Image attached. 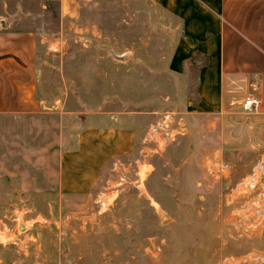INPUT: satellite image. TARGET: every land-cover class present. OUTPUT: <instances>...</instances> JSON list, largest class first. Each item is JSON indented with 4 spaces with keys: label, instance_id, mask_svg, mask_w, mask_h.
<instances>
[{
    "label": "rangeland",
    "instance_id": "1",
    "mask_svg": "<svg viewBox=\"0 0 264 264\" xmlns=\"http://www.w3.org/2000/svg\"><path fill=\"white\" fill-rule=\"evenodd\" d=\"M7 9L39 32L44 108L68 122L125 116L133 136L79 198H22L0 177V264H222L264 249L235 190L264 158V113L186 105L204 57L170 67L176 17L154 0H8Z\"/></svg>",
    "mask_w": 264,
    "mask_h": 264
},
{
    "label": "crops",
    "instance_id": "2",
    "mask_svg": "<svg viewBox=\"0 0 264 264\" xmlns=\"http://www.w3.org/2000/svg\"><path fill=\"white\" fill-rule=\"evenodd\" d=\"M154 1L179 24L170 67L182 70L195 52L204 57L197 99L186 105L209 113L251 96L264 113V0ZM7 7L0 0V177L22 198H79L128 149L133 127L117 114L68 122L46 110L37 87L39 32Z\"/></svg>",
    "mask_w": 264,
    "mask_h": 264
},
{
    "label": "built area",
    "instance_id": "3",
    "mask_svg": "<svg viewBox=\"0 0 264 264\" xmlns=\"http://www.w3.org/2000/svg\"><path fill=\"white\" fill-rule=\"evenodd\" d=\"M258 103L257 98L248 96L242 100L241 107L247 111H256ZM235 190L244 193L243 216L251 223L257 221L264 235V158L252 166ZM222 264H264V249H250L239 255H230L223 259Z\"/></svg>",
    "mask_w": 264,
    "mask_h": 264
},
{
    "label": "water",
    "instance_id": "4",
    "mask_svg": "<svg viewBox=\"0 0 264 264\" xmlns=\"http://www.w3.org/2000/svg\"><path fill=\"white\" fill-rule=\"evenodd\" d=\"M158 215H159V218H160L161 221L167 219L166 215L163 212H161V211L158 212ZM20 228H22V226Z\"/></svg>",
    "mask_w": 264,
    "mask_h": 264
}]
</instances>
